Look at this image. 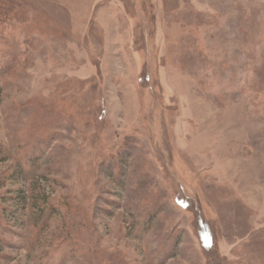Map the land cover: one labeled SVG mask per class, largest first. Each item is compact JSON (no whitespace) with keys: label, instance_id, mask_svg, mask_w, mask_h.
<instances>
[{"label":"rangeland","instance_id":"rangeland-1","mask_svg":"<svg viewBox=\"0 0 264 264\" xmlns=\"http://www.w3.org/2000/svg\"><path fill=\"white\" fill-rule=\"evenodd\" d=\"M0 264H264V0H0Z\"/></svg>","mask_w":264,"mask_h":264},{"label":"trees","instance_id":"trees-1","mask_svg":"<svg viewBox=\"0 0 264 264\" xmlns=\"http://www.w3.org/2000/svg\"><path fill=\"white\" fill-rule=\"evenodd\" d=\"M36 200H38V198H37ZM21 203H22V202H21ZM21 206H23V204H22Z\"/></svg>","mask_w":264,"mask_h":264}]
</instances>
